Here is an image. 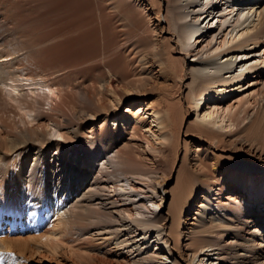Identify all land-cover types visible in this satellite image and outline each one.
Returning <instances> with one entry per match:
<instances>
[{
  "label": "bare ground",
  "instance_id": "obj_1",
  "mask_svg": "<svg viewBox=\"0 0 264 264\" xmlns=\"http://www.w3.org/2000/svg\"><path fill=\"white\" fill-rule=\"evenodd\" d=\"M164 1L174 49L185 53L183 59L194 48L195 39L203 44L196 61L190 63L194 88L188 101L201 124L200 134L218 144L220 139L210 128L223 129L220 122L224 123V118L219 122L216 108L199 110L197 105L207 93L210 102L216 95L226 97L237 92L251 72L263 69L264 0ZM209 7L211 12L204 20L208 31L197 36L199 21ZM134 13L127 0H0V33L8 25L11 34H22L24 40L23 49L10 45L11 55L0 56V206L8 207L9 197L16 194L20 200L16 199L11 211H26L22 200L32 202L34 215H41L43 209L51 211L55 220L50 231L32 239L38 247H49L54 252L65 246L73 249L71 243H77L76 247L82 252L88 250V255L89 251L105 250L106 254L129 256L132 264H181L183 255L176 257L174 252L180 240L188 238L192 242L186 247L194 249L185 253V264H264V167L231 164L210 170L196 149L191 164L197 174L193 186H179L167 215L162 216L156 210L167 193L163 184L148 178L144 164L151 161L152 153L142 149L143 155H138L135 148L140 146L122 142L129 124L134 123L133 131L155 124L160 135L150 133L149 128L146 131L151 138L161 140L165 148L170 146L172 137L164 132L165 120L158 111L152 110L147 116L142 107L119 110L125 103L134 104L137 93L147 87L145 68L157 64L159 73L165 66L168 54L165 49L162 52L159 42H151L150 54H141L135 61L139 78L136 82L125 81L122 95L110 82L117 76V67L124 66L119 50L112 53L114 57L103 53L108 76L97 75L93 81L82 83L76 82L77 77L68 82L62 79L63 83L59 78L62 73L58 74L60 67L49 76L29 74V68L18 66L13 57L21 52L22 56L29 52L43 57L76 41L87 46L88 59L96 60L101 53L100 41H107L108 46L117 39L112 20L119 16L123 21ZM215 23L220 25L219 32ZM223 33L224 39L210 54L211 46ZM131 50L133 47L128 52ZM151 74L153 70L147 75ZM63 93L73 103L66 101L72 104V114L67 111L72 118L62 104L55 103ZM88 124L92 125L90 130L86 129ZM249 125L251 133L264 143V108L252 115ZM211 175H215L213 179ZM108 184L113 185V191H109ZM226 188L237 192L230 203L213 204L215 191ZM198 200L201 203L197 206ZM4 209L0 211V224ZM17 227L14 225L13 230ZM226 238L230 242L225 243ZM11 244V240L0 238L1 253H10V258L4 257L5 264H22V254L13 253L16 249ZM164 251L175 257L170 263L165 261L169 257L161 253ZM202 254L206 255L199 259Z\"/></svg>",
  "mask_w": 264,
  "mask_h": 264
},
{
  "label": "rangeland",
  "instance_id": "obj_2",
  "mask_svg": "<svg viewBox=\"0 0 264 264\" xmlns=\"http://www.w3.org/2000/svg\"><path fill=\"white\" fill-rule=\"evenodd\" d=\"M127 2L131 3L135 13L131 15L130 18H126L123 21L119 20V16L112 20L114 27L113 31L117 33V39H115L114 43L108 44V46L107 41H100L99 51L101 53L97 58L98 60L88 59L89 57H87V53L89 52V49H87L86 45L76 41L67 42L65 44L66 47L61 48L59 51L55 50L50 55L47 54L43 57L32 56L29 52L26 53L27 55L25 56H22L21 52V54L19 53L13 57H16L15 60H17L16 64L18 66L24 65L23 67H25V69L27 67L29 68L27 71L29 74L33 75L39 73L49 76L60 67L62 71L60 70L58 74L60 75L62 73L59 78L63 83L67 79L70 80L72 78L74 80L76 77V82L82 83L85 81H93L97 75H104L105 77L108 76L107 70L105 69L106 67L103 65V53L107 52L108 56L112 55V53L114 54V52L118 53L119 50L123 53L124 60L122 62L124 66L123 68L117 67V76H113V80L111 77L110 82L115 89L117 88L116 90H118V93L122 95L123 92L121 89L124 88L123 86L126 83L125 81L136 82V79L139 78L138 76L140 72L138 71L140 69L138 70V67H135V61L137 62L142 55L146 56V53L147 55L150 54L152 51L150 43H154L156 41L157 43L159 42L158 44H160V46H163L162 52L165 49L166 54H168L165 55V66L163 69L158 73L159 68L157 67V64H152V67L150 66L148 69L145 68L147 72L143 75L148 81L146 83L147 87H145V90L139 92V95L137 93L138 97L135 99L136 102L134 104L125 103L124 106L121 107L122 109L119 110L126 112L129 107L131 109L142 107V109L145 110L143 113L147 112V116L150 115L149 113H152V110H156L165 120L166 127L164 132L169 133L172 137L170 146L168 145L167 148H165V145L161 144V140H156L153 137L151 138V132L159 135L161 134V131H157L158 128H156L155 124H149L146 128V130L149 128L150 133L145 129H137V131H133L135 126L134 123L129 124L126 127L128 130L126 129V132L122 136V142L124 144L131 141L130 143H136L137 146H140L135 148V150L138 151V155L140 152V155H143L142 149L152 153L151 161H146L144 164L147 165V172H149L147 173V175H149L148 178H150L151 181L153 180L154 183L163 184V189L167 193L164 201L160 204V208L156 210L157 213L162 216H166L175 191L181 188L184 184L191 187L193 186L192 181L197 174L194 169L195 167L191 164L194 162L192 161V157H194L196 149L200 151L199 153L202 154L200 155V158H203L202 160L207 164V166L209 165L208 168L210 170L214 169L212 167H228L231 164L255 168L264 167V161H261V159L264 160V143L251 133L249 125L252 115L264 108V67L262 70L257 68L255 71L251 72V75L242 83L241 86L243 87L237 92L228 94L226 97L216 95L210 102L208 101L209 96H207V93L199 100L197 105L199 110L210 111L214 107L216 108V112H218L217 120L220 122L224 118V123L220 122L222 127H224L223 129H218L216 127L210 128L213 133H216L217 138L220 139V142L217 144L216 140L206 136L205 134H200L201 124L197 119L196 113H194L193 107L189 105L188 101L192 88H194L191 75H189L190 69L192 68L190 63L196 61L197 52L203 48V44L200 43L198 39H195L194 48L191 49L188 57L184 60L183 58L185 53H180L174 49L176 48V45L174 39L171 38L173 32L170 28V20L167 18V5L165 1L143 0V2L139 3L137 1L127 0ZM213 5L219 6V2L217 4L214 2ZM47 10L50 9L47 7ZM210 12L209 7L203 13L202 18L199 21L197 36L205 35L208 31L207 27L204 28L206 25L204 20ZM48 17L49 13L46 15L47 19ZM136 24L138 26H136ZM214 25L219 32L220 25L218 23H215ZM11 31L12 29L7 25L0 33V56L11 55L9 53L12 51V47L10 45L16 44L20 49H23L24 40L20 38L22 34L14 36L13 33L11 34ZM224 33L219 36L217 42L211 46L212 49L209 51L210 54L217 48V46H219L220 41L224 39ZM75 35H78V33H75ZM132 47L133 50L128 52ZM258 49L260 50L261 48L259 47ZM108 52H110V54ZM109 58L106 59L108 60ZM260 66H262V64H259V67ZM53 67H55V69ZM151 70H153V74H151L152 76L147 75ZM225 77H228V75ZM62 97H57L58 99L55 98V103L62 104L63 108L61 105L60 106L64 109L66 115L69 113L72 114V112H69L73 109V107L72 109L70 107L73 104L71 99L66 100V98H68L66 93ZM31 99L35 98L32 97ZM66 101L72 104H68ZM65 103L67 104V108H64L66 106ZM208 106L211 108L208 109ZM45 108L48 109V106ZM68 116L72 118L73 115ZM147 121L150 122L152 120L148 119ZM100 122L101 121L98 120L97 124ZM230 124L233 126L230 127ZM178 126H180L179 133L176 135V127ZM91 127L92 125L88 124L86 129L90 130ZM88 130L87 134L89 132ZM139 160L140 158H138V161ZM142 168L143 167H141V169ZM212 176L215 175H211L210 177ZM108 185L109 191H113V185ZM215 193L217 194L213 197V204L216 205L221 203H230L231 196L237 194V192L229 191L227 188L223 189L222 192H218V190H216ZM200 197H202V195H200ZM9 198L8 207L4 209L3 206H0V211L2 209H4V211L6 210L3 214L5 217L0 224V238L8 239V241L11 240L12 248L16 249V251L12 252L18 256L22 254V256H19L22 264H132L129 256L106 254L105 250L101 253L89 251L88 255V250H83L82 252V249L79 250V248L76 247L77 243H71L75 246L73 249L78 248V250H75L76 252L73 249H70V247L68 248V246H65L55 252L49 247H38L39 243L32 238H35V236L40 237L42 234H47V231H50V225L52 221L55 220V217H53L51 211L44 209L40 210L42 216L36 214L34 215L31 212V206L33 207V204L28 200H22V203L19 201L25 207L26 211H21V213L11 211L9 208L15 204L18 199L20 200V198L16 194ZM200 203L201 200H198L196 205L198 206ZM196 209L197 210H194V214L198 211V207ZM122 210H128V208L122 207ZM13 216L16 217V221H12ZM11 222H13L15 226L18 224V227L13 230L14 225H11ZM187 222L191 223L192 221L188 220ZM168 223L170 224L171 222ZM187 239L188 238L185 240L181 239L178 249L174 252L176 257L179 256V254L183 255L181 259L179 258L181 260V264H185L184 260L187 258L184 255L187 250L194 249L191 246L186 247V244H190L192 242ZM228 241L229 240L226 238L225 243ZM103 243L104 241L99 242L100 245ZM171 245L173 246V244ZM161 253L169 257L168 260H165L166 262L170 263V261L175 258L172 255H167L166 251ZM205 255L206 254H202L199 259H203ZM8 256L10 258V253H1L0 251L1 262L3 264H5L4 257L7 258ZM196 264L199 263L197 262ZM218 264H223V262H219Z\"/></svg>",
  "mask_w": 264,
  "mask_h": 264
}]
</instances>
